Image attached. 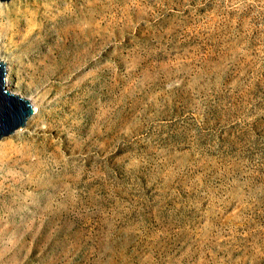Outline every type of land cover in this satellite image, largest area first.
<instances>
[{
	"label": "rangeland",
	"instance_id": "rangeland-1",
	"mask_svg": "<svg viewBox=\"0 0 264 264\" xmlns=\"http://www.w3.org/2000/svg\"><path fill=\"white\" fill-rule=\"evenodd\" d=\"M10 5L24 33L38 17L16 43L0 19V43L16 89L40 94L0 139V254L264 264V0Z\"/></svg>",
	"mask_w": 264,
	"mask_h": 264
},
{
	"label": "bare ground",
	"instance_id": "bare-ground-1",
	"mask_svg": "<svg viewBox=\"0 0 264 264\" xmlns=\"http://www.w3.org/2000/svg\"><path fill=\"white\" fill-rule=\"evenodd\" d=\"M10 1V0H9ZM8 1V2H9ZM8 2H1L0 1V4H3V6H5V4H7ZM2 8V10H0V19H5L3 25H2V29L5 33V35L7 36V38H9L11 41H13V39H15V42L19 39L20 36H22L21 38H27L28 36H26L27 34L31 33V31L34 29V32L38 31L39 28V24L35 25V20L38 19V17H34V18H31V28L28 30L27 33H24L23 32V28L25 25V22L22 20V12H21V9H11L13 8V5H10L9 8L3 10V7H0ZM6 8V7H5ZM20 13V14H19ZM46 19H50L51 21H54V15H47L45 17ZM67 18V16H65V19ZM43 25L40 26V29ZM23 39V40H24ZM35 44V42H32ZM50 54H52V52H50ZM0 61H3L5 62V65H4V68H5V87L6 89L9 91V93L11 94H17L18 96L28 100V102L32 105L33 107V114L30 116V118L28 120H31V118L35 117V113L37 112L36 110V101H38V96L40 94V92L38 91L37 93L35 94H32L31 96H22L17 89H16V83L14 82V80L12 79V75H13V58L12 57H7L5 56V53L3 52L2 50V46H1V43H0ZM44 66H43V70L42 72L45 73L46 75L47 74H50L52 72H50V70L52 69V67H49L46 63H45V59H44ZM67 67L66 66H55L53 71L54 72H61L62 70H65L66 71ZM69 90H72L70 88H68L67 86H62L60 88V92H62V101H60L59 103L60 104H63V105H67V102L66 100L70 97V96H74V92H71ZM80 90V88H79ZM69 91V93H67ZM66 94V95H65ZM72 98V97H71ZM78 99H80L78 96H77ZM76 99V98H75ZM75 105H77V103L75 101H73V103L71 102V104L68 105L69 109L73 108ZM27 120V121H28ZM16 133V131L14 132ZM5 255L6 253L2 252L0 254V263L1 264H20V261H15V259H10V258H5ZM4 261V263H3Z\"/></svg>",
	"mask_w": 264,
	"mask_h": 264
},
{
	"label": "water",
	"instance_id": "water-1",
	"mask_svg": "<svg viewBox=\"0 0 264 264\" xmlns=\"http://www.w3.org/2000/svg\"><path fill=\"white\" fill-rule=\"evenodd\" d=\"M8 2L9 0H0ZM5 62L0 61V139L12 135L23 128L33 114L28 100L11 94L5 87Z\"/></svg>",
	"mask_w": 264,
	"mask_h": 264
}]
</instances>
